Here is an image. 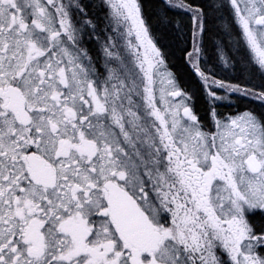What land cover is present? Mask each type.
Returning a JSON list of instances; mask_svg holds the SVG:
<instances>
[{
    "label": "snow or ice",
    "instance_id": "6c2138e0",
    "mask_svg": "<svg viewBox=\"0 0 264 264\" xmlns=\"http://www.w3.org/2000/svg\"><path fill=\"white\" fill-rule=\"evenodd\" d=\"M0 264H264V0H0Z\"/></svg>",
    "mask_w": 264,
    "mask_h": 264
}]
</instances>
